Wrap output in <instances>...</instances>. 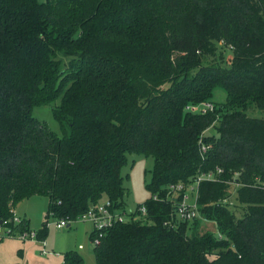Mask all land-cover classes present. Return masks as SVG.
Wrapping results in <instances>:
<instances>
[{
  "label": "trees",
  "instance_id": "1",
  "mask_svg": "<svg viewBox=\"0 0 264 264\" xmlns=\"http://www.w3.org/2000/svg\"><path fill=\"white\" fill-rule=\"evenodd\" d=\"M216 88L221 105L186 110ZM50 104L60 136L31 114ZM250 104L264 112V0H0V221L28 231L12 209L44 197L43 240L48 219L100 200L122 210L120 169L140 155L152 159L135 206L145 219L109 228L94 264H264V119L245 115ZM208 174L197 217L179 220L167 187ZM204 222L219 237L199 232Z\"/></svg>",
  "mask_w": 264,
  "mask_h": 264
},
{
  "label": "rangeland",
  "instance_id": "2",
  "mask_svg": "<svg viewBox=\"0 0 264 264\" xmlns=\"http://www.w3.org/2000/svg\"><path fill=\"white\" fill-rule=\"evenodd\" d=\"M221 55V66H226L230 58V51L225 48L222 41L216 43V57ZM66 61V60H65ZM224 93L220 88L213 90V95L207 104L218 107L223 103ZM56 100L53 104H57ZM53 104L34 107L32 116L42 123L49 131L57 136L61 135L58 124L52 119L51 107ZM247 117L264 119V112L257 110L253 104L244 110ZM205 136L214 135L212 129L204 132ZM152 167V159L140 155H127L125 164L120 169L122 186L125 190L123 203L125 208L133 209L148 198V192L144 185L149 181V172ZM235 177V176H234ZM235 184H231L228 190L227 204L234 206ZM46 199L41 196H32L16 203L12 209L13 216L28 222V231L35 232L41 228L46 210ZM230 206V207H231ZM232 206V207H233ZM235 217L242 214L240 208H231ZM24 218V219H23ZM47 222H52L50 219ZM45 250L47 254H40L39 241L19 240L20 229L14 227L7 237H0V264H62V254L74 252L81 258V264H94L92 246L85 235L88 225L84 223H72L68 228L56 230L51 226L44 227ZM199 232L207 231L219 237L212 222H204L198 226ZM39 239V238H37ZM81 244L83 249L77 250Z\"/></svg>",
  "mask_w": 264,
  "mask_h": 264
},
{
  "label": "built area",
  "instance_id": "3",
  "mask_svg": "<svg viewBox=\"0 0 264 264\" xmlns=\"http://www.w3.org/2000/svg\"><path fill=\"white\" fill-rule=\"evenodd\" d=\"M211 105L204 103L194 107H187L186 110L192 113L204 114L206 111H211ZM203 145H200V152L203 153ZM220 171L216 170L214 175L219 174ZM214 175H201L197 177L193 183L183 189L181 185L167 187L166 199L172 200L175 196L180 195V199L174 204L175 215L179 220L190 221L197 217V210L195 205L196 186L201 180L214 181ZM181 192V193H180ZM177 194V195H176ZM153 200L155 198L153 197ZM146 216L145 208L143 205L134 207L133 209L123 208L122 210L115 209L114 205L107 200H100L95 204L89 206L85 212L77 216L72 220L68 219H51L52 222H45V227L51 226L56 230L68 228L72 223H84L89 226L87 233V239L92 248L96 247L103 238L106 231L114 225L125 223L128 221H144ZM12 224L17 225L21 220L19 218L12 217ZM5 222L0 221V237H7L13 230L4 227ZM19 240L35 241V232L25 231L18 233ZM39 241L41 251L40 254L45 255L44 240ZM82 246L78 245L77 249H81Z\"/></svg>",
  "mask_w": 264,
  "mask_h": 264
},
{
  "label": "crops",
  "instance_id": "4",
  "mask_svg": "<svg viewBox=\"0 0 264 264\" xmlns=\"http://www.w3.org/2000/svg\"><path fill=\"white\" fill-rule=\"evenodd\" d=\"M24 219V218H23ZM27 221V220H26ZM28 223V222H27ZM88 230H89V226H88V229L85 231V235H86V237H87V233H88ZM79 245H81V244H79ZM82 246V245H81ZM77 249V248H76ZM83 249V246H82V248L81 249H77V250H82Z\"/></svg>",
  "mask_w": 264,
  "mask_h": 264
}]
</instances>
